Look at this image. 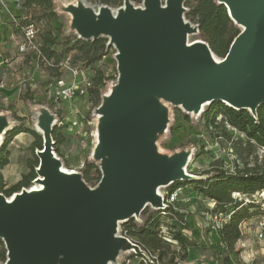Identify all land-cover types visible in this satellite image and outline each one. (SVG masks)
Returning a JSON list of instances; mask_svg holds the SVG:
<instances>
[{"label":"water","instance_id":"95a60500","mask_svg":"<svg viewBox=\"0 0 264 264\" xmlns=\"http://www.w3.org/2000/svg\"><path fill=\"white\" fill-rule=\"evenodd\" d=\"M185 2L144 0L138 8L124 0L115 11L101 5L100 12L83 2L63 7L72 12L80 39L108 38L117 50L118 80L97 109L96 159L103 175L95 189L79 173L61 175L62 162L53 155L54 116L41 113L36 179L45 190L23 189L11 202L0 192L6 264H110L126 251L145 254L118 233L120 223L140 217L149 205L161 209L158 188L198 178L185 172L188 152L170 158L157 153L154 141L168 123L162 100L194 113L222 102L257 116L264 104V0H218L242 27L221 61L206 42L189 43L199 27L185 20ZM7 125L0 116V131Z\"/></svg>","mask_w":264,"mask_h":264},{"label":"rangeland","instance_id":"374dc122","mask_svg":"<svg viewBox=\"0 0 264 264\" xmlns=\"http://www.w3.org/2000/svg\"><path fill=\"white\" fill-rule=\"evenodd\" d=\"M101 1L54 0L57 18L45 17L40 35L36 39L37 46L40 48L42 45L41 34L47 30H52L59 39L63 36L80 39L76 31L72 29V12L63 7L69 8L83 2L87 7L98 8L105 5ZM123 1L111 0L106 6L117 10L122 7ZM143 1L131 0L132 4L138 8L142 7ZM215 1L218 3V0ZM197 3L198 0H186L184 4L185 20L196 26H198L197 21L188 18L187 15L197 7ZM6 14L0 6V23L6 18ZM235 26L241 33L242 27ZM198 33L188 36L190 44L196 41L205 42L206 39L200 37ZM16 34L19 37L22 36L20 30ZM104 39L107 40L106 55L96 63V69L100 68L105 73L106 80L100 87L101 97L96 103L95 99L92 100L88 95L81 93L70 100L56 101L53 88L58 72L52 70V61L48 62L44 58L39 60L35 51L29 50L22 56V61L14 63L7 56L6 59L10 60V64L5 62L0 67V116L6 117L10 130L18 127L23 132L15 136L9 145L10 163L0 170L3 174L5 189L17 185L31 174L30 166L32 162L37 161L34 156L37 150L33 149L32 145L38 139V135L42 138L39 116L46 110L54 116L53 129L59 139L64 141L63 144L54 145V149L57 148L62 157H59L54 150L55 155L61 160L64 168L79 173L89 187L97 188L99 179L103 175L100 171V161L96 159V151L100 144L101 123L97 109L101 106L103 98L111 94L112 87L119 77L117 50L113 45L109 46L111 39ZM2 48L5 50L4 53L10 55V52L16 49V45ZM58 50L62 51V48L58 47ZM4 53L0 52L1 55ZM68 56L75 59L77 52L71 51ZM214 57L217 61L223 59L215 53ZM2 60L0 56V61ZM76 65H80L79 67L83 69L82 60L79 59ZM83 70L90 77L93 76L91 69ZM61 77L68 82L74 79L73 74L69 72H64ZM161 104L168 117L166 128L154 141L157 153L161 156L170 158L188 152L190 156L185 168L195 177L213 176L216 170L239 175L264 171V149L255 141L232 127L221 115L216 117L214 125L209 126L204 115L210 105L194 113L186 112L182 106H175L164 100ZM38 160L40 163L39 157ZM38 168H35V172ZM87 171H90V180L84 178ZM167 190L168 187H162L161 194L164 195ZM184 190L190 202H179L172 206L173 211L183 215L184 222L173 218L172 213L161 217L159 230L162 239L161 251L164 256L160 257L159 251L140 254L144 257L134 256L135 252L126 251L121 253L113 264H264V240H260L256 229L257 218L248 221L245 225L241 224L244 238L233 246L234 250L231 252L219 245V235L212 229V216L209 214L211 201L191 187H185ZM15 195L7 199H12ZM239 196L244 198L240 193ZM262 196L264 195L256 193L252 198L261 203L264 200ZM247 198L245 196L244 199L247 200ZM148 207L153 208L151 205ZM133 219L141 221L140 217ZM129 222L131 221L120 223L118 229L120 235L123 234L124 225ZM178 233L183 235L186 242L176 239ZM131 241L136 243L137 239L133 238ZM3 254L6 255L5 259H2ZM7 259L5 243L3 239H0V264H6Z\"/></svg>","mask_w":264,"mask_h":264},{"label":"trees","instance_id":"16d2710c","mask_svg":"<svg viewBox=\"0 0 264 264\" xmlns=\"http://www.w3.org/2000/svg\"><path fill=\"white\" fill-rule=\"evenodd\" d=\"M110 1L102 0L101 2L108 5ZM197 4V7L191 13H188L187 16L197 21L199 27L198 35L206 39L205 42L210 46L212 52L224 59L232 43L240 34V31L237 30L234 20L229 17L226 6L218 4L215 0H198ZM32 5H37L42 9V13L36 16L38 22L43 23L47 16L53 19L57 18L54 0H26L22 4L23 11L25 9L28 10ZM23 11H19L18 14L21 16ZM41 41L40 54L36 53V57L39 60L44 58L48 62L52 61V70L58 72V78L62 76L59 72V63L67 58L71 51L77 52V56H74L75 59L72 58V65L77 66V61L80 59L83 62L82 67L84 69L89 68L92 70V85L88 88V96L92 100L95 99V103L99 101L101 97L100 87L103 86L106 78L105 73L100 68L96 69V63L106 55L107 40L104 38L95 41H86L79 38L76 40L72 39L71 36H63L62 39H59L52 33V30H47L41 34ZM58 47H61L62 51H59ZM218 115L223 116L232 127L242 134H246L259 147L264 148V104L260 106L257 116L254 117L248 110H236L222 102H214L205 111L204 115L209 126L214 125ZM22 132L23 130L15 127V129L10 130L6 134L3 140L4 143L0 149V170L10 163L8 147L13 142L15 136ZM53 139H55L56 145L63 144L64 142L62 139H59L55 130L53 131ZM43 144L44 140L38 135V139L33 143L32 148L35 150L41 149ZM54 150L59 157H62L57 148ZM34 156H36L35 153ZM36 158L37 161L32 162L30 166L31 174L26 176L25 180L20 181L9 189H5L3 174L0 173V192L10 198L17 194V192H21L23 188L29 189L33 180H36L38 176L35 172V168L39 167L38 156ZM89 166L91 168L90 164ZM89 172L87 171L84 175V178L87 180H90ZM101 178L102 176L99 181ZM181 187H191L195 192H201L208 199L216 200L217 204L214 212L230 217V222L220 231H216V233L219 235V245L231 252L234 250L233 246L244 238V234L240 229L241 224L264 217V200L259 203L255 199H251L250 202L244 203L233 197L234 193H240L244 198L245 196L250 198L256 193L262 194L264 192V171L262 173L239 175L226 174L224 171L216 170L213 176L206 178H202L201 176L197 179L174 183L168 187L167 191L171 193ZM168 213H172L171 216L178 219L179 222H184L183 215L174 212L172 206H169L165 211L148 207L141 214V221L132 219L131 222L124 225L122 235L130 239H137L136 244L140 246L143 252L159 251V255L162 257L164 253L161 251L162 239L160 238L159 227L161 217ZM176 239L181 242L183 241V243L186 242L180 233L177 234ZM182 245L185 246V244ZM133 255L144 257L135 253ZM5 258L6 255L3 254L2 259Z\"/></svg>","mask_w":264,"mask_h":264},{"label":"built area","instance_id":"2783aa9c","mask_svg":"<svg viewBox=\"0 0 264 264\" xmlns=\"http://www.w3.org/2000/svg\"><path fill=\"white\" fill-rule=\"evenodd\" d=\"M25 1L26 0H0V6L7 12L10 22H13V25L22 33V36H20L21 52L26 53L29 52V50H33L35 53L40 54L36 39L42 27V22H38L36 20V16L42 13V9L37 5H32L28 8V10L25 9L23 11L22 4ZM19 11H23L21 16L18 14ZM58 67L59 72L62 75L64 72H69L73 74L74 79L71 82H68L64 77H60L55 81L53 95L56 101L70 100L76 95H79V93L88 95V88L91 87L92 83L90 75L85 73L83 70L84 68L81 69V67L77 68L78 66H73L72 57L70 56L63 59L62 62L59 63ZM185 194L186 193L183 187L178 188L171 193H168L167 191L164 195L161 194L163 207L159 210L165 211V209H168L169 206H174L179 202H190L189 196H186ZM262 194L264 195V192ZM258 195H260V193H258ZM254 196L255 195H253V197ZM233 197L236 200L243 201L245 203L250 202L251 199H253L252 197L251 199L248 197L246 200L239 196V193H234ZM262 197L264 198V196ZM210 201L211 207H209V209H211V212H209V214L212 216L211 226L214 231H220L230 222V217L221 213H215L214 210L217 204L216 200ZM257 220L256 229L259 234V238L260 240H264V217ZM240 229L241 232H243L241 226Z\"/></svg>","mask_w":264,"mask_h":264},{"label":"crops","instance_id":"0c3cea01","mask_svg":"<svg viewBox=\"0 0 264 264\" xmlns=\"http://www.w3.org/2000/svg\"><path fill=\"white\" fill-rule=\"evenodd\" d=\"M4 12L7 13L5 10ZM0 24L2 26V28L0 29V52L4 53L5 51L2 47H11L12 45L14 46L16 45V49L14 48L10 52V55H7V53H4V55L0 54V56L3 58V60L0 61V67H2V64H4L5 62L6 63L10 62V60L6 59L7 56H9V58L14 63L17 61H22L23 60L22 56L26 55L27 52L26 53L21 52L20 50V43H21L20 39L21 38L18 36V34H16L18 29L13 25V22L12 23L10 22L7 14H6V18L3 21H1Z\"/></svg>","mask_w":264,"mask_h":264},{"label":"bare ground","instance_id":"6f19581e","mask_svg":"<svg viewBox=\"0 0 264 264\" xmlns=\"http://www.w3.org/2000/svg\"><path fill=\"white\" fill-rule=\"evenodd\" d=\"M84 6H86L85 4H83ZM93 9L96 11V12H100L102 7L98 6V8H95L93 7ZM114 10V9H113ZM115 11V10H114ZM209 103L203 105L202 109L204 107H206ZM10 128V125H7L6 127H4V129H2L0 131V143L2 142L1 140L3 139V134L6 132L7 129ZM40 132L41 133H44L42 129H40ZM53 155L56 157L55 159H58V157L55 155V153H53ZM58 172L63 175V176H72V175H76L77 172L75 171H72V170H67L66 168H64L63 166H60L59 169H58ZM185 172L188 176H193L191 175L189 172H188V169L185 168ZM38 180L39 179H36L34 181V184L33 186H31L29 189H26V191L30 194H33V193H39V192H43L45 190V187L41 184L38 183ZM157 195H160L161 196V188H158L157 189ZM14 198L12 199H9L8 201L11 202ZM110 264H113V263H110Z\"/></svg>","mask_w":264,"mask_h":264}]
</instances>
